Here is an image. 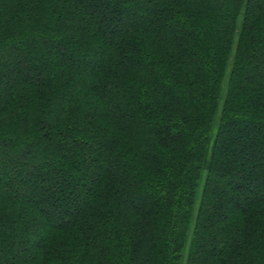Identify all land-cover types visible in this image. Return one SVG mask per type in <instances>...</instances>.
<instances>
[{
  "label": "trees",
  "instance_id": "obj_1",
  "mask_svg": "<svg viewBox=\"0 0 264 264\" xmlns=\"http://www.w3.org/2000/svg\"><path fill=\"white\" fill-rule=\"evenodd\" d=\"M0 264H264V0H0Z\"/></svg>",
  "mask_w": 264,
  "mask_h": 264
},
{
  "label": "rangeland",
  "instance_id": "obj_2",
  "mask_svg": "<svg viewBox=\"0 0 264 264\" xmlns=\"http://www.w3.org/2000/svg\"><path fill=\"white\" fill-rule=\"evenodd\" d=\"M232 52H234V50L232 51ZM88 58H90V59H94V57L93 56H90V57H88ZM95 60V59H94ZM231 63V62H230ZM229 69H230V65L228 66V71H229ZM227 78V77H226ZM225 183V182H224Z\"/></svg>",
  "mask_w": 264,
  "mask_h": 264
}]
</instances>
